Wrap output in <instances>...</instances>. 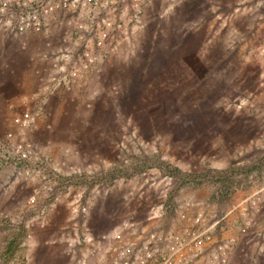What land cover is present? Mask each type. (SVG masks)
I'll use <instances>...</instances> for the list:
<instances>
[{
    "label": "rangeland",
    "instance_id": "rangeland-1",
    "mask_svg": "<svg viewBox=\"0 0 264 264\" xmlns=\"http://www.w3.org/2000/svg\"><path fill=\"white\" fill-rule=\"evenodd\" d=\"M247 5L155 0L136 38L76 85L32 92L30 108L46 102L38 128L22 137L20 110L0 127V212L25 201L47 171L89 176L86 213L61 206L99 237L144 220L164 198L224 210L244 198L264 180V11L241 17L237 9ZM53 51L47 83L56 73ZM166 165L210 176L180 184ZM225 169L226 179L214 175ZM33 232L47 240V231ZM12 237L0 223V253ZM35 251L20 246L15 257L34 260Z\"/></svg>",
    "mask_w": 264,
    "mask_h": 264
},
{
    "label": "built area",
    "instance_id": "built-area-1",
    "mask_svg": "<svg viewBox=\"0 0 264 264\" xmlns=\"http://www.w3.org/2000/svg\"><path fill=\"white\" fill-rule=\"evenodd\" d=\"M154 1L0 0V31L55 38L56 73L44 86L46 96L76 85L123 42L133 41L139 32V17ZM45 103L40 101L34 109L28 107L14 117L22 137L38 128ZM41 179L42 184L25 201L0 212V223L18 234V242L25 248L37 245L33 229H45L60 202L74 214L87 211L84 194L89 185L84 183L89 176L47 171ZM72 221L74 233L53 240L61 245L60 260L53 264H232L253 242L264 254V180L226 210L193 200L178 203L164 198L149 208L144 220L127 219L102 237L92 233L87 219ZM244 237L249 240L244 242ZM262 262L259 258L254 261ZM0 264L36 263L29 255L18 259L0 253Z\"/></svg>",
    "mask_w": 264,
    "mask_h": 264
},
{
    "label": "crops",
    "instance_id": "crops-1",
    "mask_svg": "<svg viewBox=\"0 0 264 264\" xmlns=\"http://www.w3.org/2000/svg\"><path fill=\"white\" fill-rule=\"evenodd\" d=\"M246 1L247 7H238L241 17L254 16L261 17L264 11V0H240ZM55 38L48 39L42 33H26L21 35H9L0 31V127L8 124L10 117L16 110H24L31 105L32 92L42 94L44 85L47 83L49 74L52 72L49 52L54 49ZM10 116V117H9ZM66 210L57 205L56 210L52 211L47 219L48 225L43 231H47L49 244L45 245L40 239L35 237L37 245L35 263L53 264L59 260V250L61 245L53 243L55 237L60 234L69 235L74 233L72 216H64ZM69 218V219H67ZM72 221V222H70ZM52 225H56L55 230H50ZM39 242H38V241ZM46 240V241H47ZM249 240L247 237L243 241ZM263 255V258L260 257ZM256 258L263 261L264 254L256 242L249 245L248 251L244 254L239 253V261L233 260L232 264L245 262L256 264Z\"/></svg>",
    "mask_w": 264,
    "mask_h": 264
},
{
    "label": "trees",
    "instance_id": "trees-1",
    "mask_svg": "<svg viewBox=\"0 0 264 264\" xmlns=\"http://www.w3.org/2000/svg\"><path fill=\"white\" fill-rule=\"evenodd\" d=\"M261 162H264V158L261 159ZM166 172L170 174L173 178H175L177 181L180 182V184H184L186 181H194L199 180L197 182H200L201 179H205L206 177L210 176V172H202L198 174H183L177 167L166 165L165 167ZM215 173L214 175L221 177L222 179H226L227 176H229V170H213ZM20 247V242H18V234L13 235V237L9 240V242L6 245L5 248V254L9 257H15V253Z\"/></svg>",
    "mask_w": 264,
    "mask_h": 264
}]
</instances>
